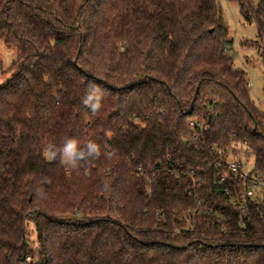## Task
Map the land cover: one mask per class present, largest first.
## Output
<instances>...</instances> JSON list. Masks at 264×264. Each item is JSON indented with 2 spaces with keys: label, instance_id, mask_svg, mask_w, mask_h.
Instances as JSON below:
<instances>
[{
  "label": "trees",
  "instance_id": "obj_1",
  "mask_svg": "<svg viewBox=\"0 0 264 264\" xmlns=\"http://www.w3.org/2000/svg\"><path fill=\"white\" fill-rule=\"evenodd\" d=\"M241 11L264 69V0ZM0 40L17 54L0 87V264H264V112L218 0H0ZM90 81L104 90L95 115ZM65 137L101 157L75 171L47 160ZM241 153L254 197L243 173L215 181Z\"/></svg>",
  "mask_w": 264,
  "mask_h": 264
},
{
  "label": "rangeland",
  "instance_id": "obj_2",
  "mask_svg": "<svg viewBox=\"0 0 264 264\" xmlns=\"http://www.w3.org/2000/svg\"><path fill=\"white\" fill-rule=\"evenodd\" d=\"M225 25L229 29L231 42L228 56L233 59L234 68L247 74L250 82V94L257 108L264 112V69L259 49L254 45L258 41V27L255 22L248 23L241 11V2L257 7L262 0H218ZM249 44V45H247ZM17 54L8 49L0 40V87L12 77V66ZM229 161H235L243 166V173L251 175L255 170V158L252 154H237L230 156ZM32 248L38 247L37 232L34 224L29 225Z\"/></svg>",
  "mask_w": 264,
  "mask_h": 264
},
{
  "label": "clouds",
  "instance_id": "obj_3",
  "mask_svg": "<svg viewBox=\"0 0 264 264\" xmlns=\"http://www.w3.org/2000/svg\"><path fill=\"white\" fill-rule=\"evenodd\" d=\"M103 100L104 90L95 82L90 81L82 103L95 115L101 111ZM115 154L114 151L103 152V155L108 159H111ZM44 155L47 160L58 161L66 169L75 171L89 162L99 159L102 155V149L101 145L93 139H88L86 142L81 143L77 138L65 137L59 144L48 142L44 147ZM50 182V179L45 177L42 184L36 187L35 195L38 198L46 197L42 185ZM103 187L107 189L110 185L105 183Z\"/></svg>",
  "mask_w": 264,
  "mask_h": 264
},
{
  "label": "built area",
  "instance_id": "obj_4",
  "mask_svg": "<svg viewBox=\"0 0 264 264\" xmlns=\"http://www.w3.org/2000/svg\"><path fill=\"white\" fill-rule=\"evenodd\" d=\"M190 127L192 129H201L203 125L200 121H193L190 123ZM217 169L222 171L221 174H218L215 177V181L217 182L218 185H223L227 183L229 179V174L236 175L238 173H243V166L239 165L235 161H229V158H227L224 161V163L217 164ZM252 179L254 180V177L252 175L250 176L246 175V181H247L246 188H247L248 197H254L255 190L258 187V183L256 181H253ZM224 193L226 196H230L231 194L230 190L227 188L224 189ZM27 262H29V259H27Z\"/></svg>",
  "mask_w": 264,
  "mask_h": 264
}]
</instances>
